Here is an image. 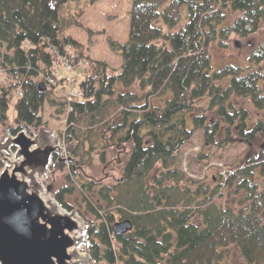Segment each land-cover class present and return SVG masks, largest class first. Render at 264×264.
<instances>
[{
  "label": "trees",
  "instance_id": "obj_1",
  "mask_svg": "<svg viewBox=\"0 0 264 264\" xmlns=\"http://www.w3.org/2000/svg\"><path fill=\"white\" fill-rule=\"evenodd\" d=\"M92 2L0 0V126L10 122L11 135L48 128L45 102L66 117L56 134L75 168L52 196L85 222L91 264H222L231 247L264 264V148L212 185L180 168L195 132L207 151L264 142V42L250 53L255 66L213 70L210 55L233 37L264 36V0H131L127 41L108 39L121 58L116 73L67 34L86 30L79 16ZM57 62L79 77L68 113L59 91L40 87ZM232 97L262 116L252 121ZM227 190L237 209L218 201ZM122 221L132 228L116 236Z\"/></svg>",
  "mask_w": 264,
  "mask_h": 264
},
{
  "label": "water",
  "instance_id": "obj_2",
  "mask_svg": "<svg viewBox=\"0 0 264 264\" xmlns=\"http://www.w3.org/2000/svg\"><path fill=\"white\" fill-rule=\"evenodd\" d=\"M10 129L0 140V264H91L85 222L44 186L53 164L74 166L70 148L45 129L23 125L14 136ZM131 228L122 221L112 230Z\"/></svg>",
  "mask_w": 264,
  "mask_h": 264
},
{
  "label": "rangeland",
  "instance_id": "obj_3",
  "mask_svg": "<svg viewBox=\"0 0 264 264\" xmlns=\"http://www.w3.org/2000/svg\"><path fill=\"white\" fill-rule=\"evenodd\" d=\"M130 4L131 0H93L92 3L84 5L83 11L79 16V23L86 30L75 27L67 30L68 35H71L84 46L86 53L90 58L106 62L111 73H116L119 70L121 58L109 49L108 39L115 40L119 43L127 41L129 29L127 11L130 8ZM89 30H91L92 34H90ZM258 41L259 44L264 42L262 31L246 39L233 37L225 48H220L216 44L212 45L210 49L212 69H220L225 65L247 67L251 64L250 53L253 49L257 48L256 45ZM251 65L255 66V64ZM260 68L264 75V62L260 64ZM61 74H64V72H60V75ZM66 79L69 81L73 79L74 81L73 85L71 83L72 86L66 84L67 93L76 90L77 84H75V82L78 83L79 77L74 76L71 71V73L66 76ZM1 81L2 79L0 76V83ZM228 81V79L224 80L221 85L226 86ZM59 86H62V84ZM232 102L236 107H245L251 115L252 121L262 116L261 113H258L253 109L248 99L232 97ZM42 116L43 122L47 123L48 126V128L42 127V129H50V132H54L58 128H61V125L63 124L62 119H57L58 117L55 115V108L51 107L46 102L42 110ZM9 128H12L10 122L0 126V140L5 137V132ZM38 130L34 132L36 133ZM60 143L63 147V142L60 141ZM203 144L202 132H195L189 142L180 148V168L187 174V177L196 181L204 180L211 185L215 182L214 178H218V174H222L223 176L226 171L231 170L236 166H241L246 159L252 157L260 150V148H264V142L259 145L237 143L223 149L211 147L207 151L203 148ZM65 146L66 145L64 144V147ZM202 152L207 154V159H199V155ZM0 164L1 170L2 163L0 162ZM69 166V164H64L57 169H53L49 177L44 179V186L51 190V195L65 183ZM100 166L101 165L95 161L92 170H90L91 174L102 175L105 170L100 168ZM49 179L52 180L49 181ZM238 198L239 197L234 194L233 190H227L225 191L223 198L218 199V201L223 205H229L234 209H237ZM222 264L247 263L241 257L238 250L235 247H231Z\"/></svg>",
  "mask_w": 264,
  "mask_h": 264
}]
</instances>
